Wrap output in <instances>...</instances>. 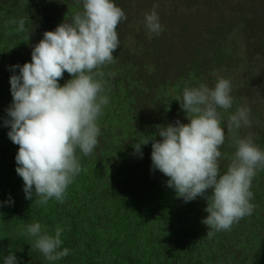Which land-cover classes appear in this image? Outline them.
<instances>
[{
    "label": "rangeland",
    "instance_id": "obj_1",
    "mask_svg": "<svg viewBox=\"0 0 264 264\" xmlns=\"http://www.w3.org/2000/svg\"><path fill=\"white\" fill-rule=\"evenodd\" d=\"M176 1L182 3L183 0ZM176 1L173 0L169 4L166 2L168 13L174 12L171 6ZM203 2L204 0H200L191 3V7L181 11L178 8L176 16L169 20V22L174 20V23L183 29V37L195 43V48H198L199 41L210 38L202 33L201 26L194 22L200 19L199 11L203 5L199 7L198 4ZM260 3L264 4V0L257 1V4ZM261 8L264 9V6ZM159 16L162 22L167 15ZM201 19H204L205 25L210 24L208 13H203ZM189 20L191 26L184 29ZM147 36L141 42L132 37L127 40L126 46L131 57L134 55L141 57L148 52L149 35ZM233 41L230 40V44L242 52L244 47L240 43H232ZM258 42L250 40L248 47L251 51H243L240 54L234 49H225L218 59L223 60L224 66L215 69L204 66L205 60H212L213 53L205 58L204 54L199 52L198 55L202 56L203 60L200 61V65L190 64V69L195 71L188 82L178 81L171 87L159 86L149 93L145 89L146 75L143 76L145 78L143 81L136 80L133 73L137 68L133 63L122 67L118 59L116 63L105 68L104 71L117 73L119 78L123 74L126 75L127 81L121 79L118 82L116 77L112 82L106 78L108 85L105 94L109 97V104L103 109V114L97 121L101 130L98 145L89 156H84L77 150L82 167L81 173L69 185L63 203L53 198L46 206L34 203L35 196L32 200L26 199L23 190L24 181L16 172L18 165L15 157L19 146L9 139L8 132L11 129L5 126L4 121L8 119L7 109L13 101L10 77L14 73L10 68L18 63L13 60L12 47L9 52L0 50V264H4V259L10 252L15 254L18 264H74L76 259L70 254L58 261H48L42 253L32 247L35 238L26 234L27 226L32 223H40L42 231L48 234H54L56 226H60L64 229L60 250L69 249L68 242L74 241L82 249L95 253L94 257L99 264L113 262L127 264L121 260L117 263L116 259L121 256L106 246L108 234L115 232L116 235V231L121 236V232H132L137 240L132 239L131 245L143 247H147L151 235L155 239L161 237L162 241L157 244H164L165 240L175 244L183 241L185 246L182 247V251L191 255L192 259H186L188 257L184 254L182 255L184 259H179V264H236L235 260L239 264L237 256L233 253L239 245L237 233L244 242L249 239L246 238L247 226L241 224L242 219L234 224L230 231L215 232L211 237H207L209 229L202 223L208 215L205 211L207 201L198 197L186 203L182 198H177L176 192L167 186L168 177L159 170L152 169L151 140L148 144L142 145V158L135 152L134 145L153 136L160 139L156 135L157 126L175 124L177 120L184 124L190 122L186 119V113L181 110L180 102L176 100L177 97L182 98L185 86L197 87L204 83L212 88L216 81L223 77L231 81L234 104L227 112L220 110L223 117L221 126L226 132L225 144L220 148L221 174L226 172L231 157L236 151L233 137L227 135L226 125L229 114H234L239 107L251 109L250 119L252 124L254 121L255 124L254 127L251 124V127L241 128L236 135L241 138L257 135L252 136L254 143L261 142L259 148L264 150V129L261 132L255 130L260 125L264 126V88L261 85L254 86L260 77L264 80V57L261 56L264 55V49L260 52L254 50L264 48V45H261V40L258 47L254 48ZM255 53L259 54V58L251 59L250 57L256 55ZM22 58L19 64L21 66L31 62L27 57L22 56ZM151 61L152 59L149 58V64L146 66L152 75L154 64L153 62L150 64ZM15 74H19L18 69ZM70 77V74L65 72L63 79L59 81L60 85L63 86ZM169 97H173L174 100L170 101ZM253 128L254 132H252ZM263 184L264 170H260L253 179L252 200L256 198L259 202L261 198V203L264 205ZM9 197L14 201L11 206L4 203ZM151 209H153L152 213ZM263 214L264 209L263 213L260 212V215ZM263 227L262 222L253 225L252 238L256 240V243L251 244L253 247L248 246V243L240 245L247 262L250 261L252 253L256 252L260 256V263L264 264V240L261 239L264 237V234H261ZM77 229L82 231L75 232ZM83 229L92 236L97 235L94 243L91 238L88 239L89 236ZM119 242L121 243V240ZM201 244L206 245L209 256L206 257L203 252H199ZM126 249L124 247V250ZM154 259L160 262L159 257L154 256ZM260 263L254 262V264Z\"/></svg>",
    "mask_w": 264,
    "mask_h": 264
},
{
    "label": "clouds",
    "instance_id": "obj_2",
    "mask_svg": "<svg viewBox=\"0 0 264 264\" xmlns=\"http://www.w3.org/2000/svg\"><path fill=\"white\" fill-rule=\"evenodd\" d=\"M83 11L72 22L46 31L31 53V62L11 66L13 101L7 109L5 126L10 127L9 139L19 146L15 157L17 174L24 181L26 199L46 206L51 199L63 203L69 185L81 173L77 150L84 156L93 153L101 130L98 118L109 104L105 94L108 81L104 69L116 63L114 53L119 49L117 27L127 20L126 13L114 0H82ZM153 5L145 13L144 25L149 36L160 35L164 28ZM17 31L24 32L25 20L13 19ZM19 74H15L16 70ZM67 72L72 77L63 86L59 81ZM181 110L190 122L157 126L160 139L145 138L134 145L142 158V145L151 140L152 169L159 170L177 198L186 203L198 197L207 201V217L202 220L209 231H230L246 216H251L253 179L264 170V150L251 135H236L241 128L251 127V109L239 107L227 119V135L233 137L235 153L226 172L221 174L219 158L225 144L222 112L233 107L231 81L219 78L210 88L201 83L185 86L182 98L177 97ZM211 190V195H209ZM9 206L14 201L4 202ZM64 229L56 226L54 234L42 231L40 223L29 224L26 234L35 238L32 245L48 261H58L69 254L61 249ZM4 264H18L12 252Z\"/></svg>",
    "mask_w": 264,
    "mask_h": 264
},
{
    "label": "trees",
    "instance_id": "obj_3",
    "mask_svg": "<svg viewBox=\"0 0 264 264\" xmlns=\"http://www.w3.org/2000/svg\"><path fill=\"white\" fill-rule=\"evenodd\" d=\"M171 1L173 0H114V3L120 7L127 16V20L122 21L117 27L120 46L114 53V56L117 61L118 59L121 61L122 67L129 65V63L135 65L137 69L133 74H135L136 80L143 81V76L146 75L147 79L144 78V82L145 89L148 93L159 86L164 85L165 87H171L172 85H176L178 81H180V83L188 82L187 80L192 77L191 75L195 71L190 69V64L197 63L200 65V61L203 60L201 59L202 56L198 55L199 52H202L205 58L207 55L213 53L212 60H205L204 63L206 65L204 66L215 69L224 66L222 63L223 60L218 59L221 53H224L225 49L228 48L238 51L237 48L230 44V40H234L232 42L234 44L240 43L244 47V52L247 50L251 51L248 47L250 40L259 42L262 40L261 45H264V9L261 8L264 4H257L258 0H204L203 4H198L200 5L199 7H201V5H203V7L199 11L201 12L200 19L194 20V22L201 26L202 33L210 37L207 40L202 39L199 41L198 48H195V43H192L190 40L187 41L183 37V29L178 27V24H175L174 20L170 22L169 20L171 17L176 16L178 8H180L181 11L184 8L191 7V3H197L200 0H183L182 3L175 0L176 4L173 2L174 4L171 6V8H174V12L168 13L166 2L169 4ZM205 2L207 3L205 4ZM154 4H158V8L156 9L158 15H167L165 17V21L167 22H160L164 31L158 36H149L147 44V46H149L146 54L141 57H135V55L131 57L130 51L126 46L127 40L132 37L141 42L149 35L143 21L145 13H150ZM162 4L165 6L161 7ZM82 11V0H0V50L9 52L12 47L13 60H16L18 64H20V61L23 59L22 56L31 59L33 47L43 39L46 31H54L65 21L71 23L73 16L77 12ZM203 13H208L209 19L211 20L209 25H205L204 19H201ZM21 18L25 20L26 31L24 32L17 31L18 25L9 23L10 20L15 19L18 21ZM190 26L189 20L184 29H188ZM242 41L245 43H241ZM259 42L254 48L258 47ZM144 43L146 44L145 41ZM262 49L264 48L261 47V49L254 50L260 52ZM238 52L239 54L242 53L241 51ZM255 54L256 55L250 58H259V54ZM261 56L264 57L263 54H261ZM149 58L152 59L150 64H152V62L154 64L152 75L146 66V64H149ZM225 60L227 59L225 58ZM105 73L112 72L105 71ZM3 76L5 77L6 75ZM116 77L118 82L121 79L127 81L126 75L123 74L122 77L119 78L117 73L115 76L106 75L105 78L113 82V79ZM71 78L72 77H70V79ZM255 85H261L264 88L263 77H260L254 86ZM142 93L143 92H141V94ZM169 100L173 101L174 98L169 97ZM254 124L255 121L252 124L253 127ZM262 129H264V126L260 125L256 127L255 130L261 132ZM252 132H254V128ZM252 136L257 135L253 134ZM255 144L258 147L262 145V143H258V141H255ZM260 188L262 189V186ZM251 203L255 205L254 212L251 216L243 218V223H241L247 226L246 230L248 235L246 238L249 239L244 242L237 233L239 245L238 248L233 250V253L238 258L239 264L260 263V256L256 252L252 253L250 261L247 262L245 260V254L240 246L241 244L248 243V246L253 247L251 244L256 243V240L252 238V233L254 231L252 227L258 223L261 224V222L264 225V214L260 215V212L263 213L264 209L261 198L259 202L255 198L251 200ZM159 206L161 205L159 204ZM120 210L124 212L123 209ZM150 212L152 213L153 209H151ZM83 230L89 236L88 239L91 238L94 243V240L97 239V235L92 236L87 230ZM77 231L82 230L77 229L75 232ZM121 233L122 236L117 231L116 235L115 232L108 234V243L106 244L107 248L114 252L116 251L117 254L121 256L119 259H116L117 263L121 260L127 262V264H179V259H184V257H182V255L185 254L182 251V247L185 246L183 245V241L175 244L165 240L164 244H157V242L162 241L161 237L155 239V237L151 235L147 247H143L131 245L132 239L137 240L132 232ZM261 234H264V227ZM75 236L78 237L76 234ZM165 237H167V235H165ZM261 239L264 240V237H261ZM120 240L121 243L119 242ZM68 245L69 254L76 259L74 260V264H99L96 257H94L95 253L82 249L74 241L68 242ZM124 247L127 249L124 250ZM199 249V252H203L206 257L210 255L205 244H201ZM185 255L188 257L186 259H192L191 255ZM154 256L159 257L160 262L156 261ZM153 261L155 263H152ZM235 263L237 264L236 260ZM112 264H116V262Z\"/></svg>",
    "mask_w": 264,
    "mask_h": 264
}]
</instances>
